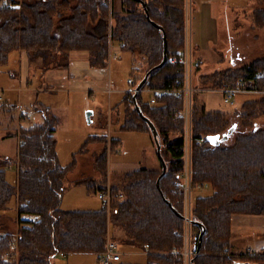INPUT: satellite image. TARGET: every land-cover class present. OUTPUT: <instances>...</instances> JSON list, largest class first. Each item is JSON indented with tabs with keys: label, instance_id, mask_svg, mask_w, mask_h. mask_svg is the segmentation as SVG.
<instances>
[{
	"label": "trees",
	"instance_id": "obj_1",
	"mask_svg": "<svg viewBox=\"0 0 264 264\" xmlns=\"http://www.w3.org/2000/svg\"><path fill=\"white\" fill-rule=\"evenodd\" d=\"M6 2H0V65L6 64L8 54L16 49L25 50L32 61L41 60L46 69L66 66L71 50H85L90 65L105 67L109 64L110 42H118L122 50L133 55L135 68L145 66L144 73L152 68L142 87L185 84V0H113L111 12L102 0ZM252 16L255 27L264 25L263 9L255 10ZM162 29L167 37V60L155 67L163 58ZM142 77L131 74L135 85ZM200 79L217 87L227 84L264 93V56L209 75L201 74ZM129 93L131 101L128 102L129 94L123 101L124 127L140 128L139 121L144 125L142 129L150 130L134 106L135 95L143 114L158 129L167 170L162 174L160 164V169L139 167L127 171L126 183L120 188L113 186L123 196L111 203L110 223L123 228L136 245L148 243L153 250L181 248L182 217L177 212H182L179 173L184 155V93L163 95L154 103L144 99L142 90ZM34 110L42 113L43 121L20 129L16 185L6 179L5 166L11 160L0 157V209L16 195L18 220L16 238L10 231L0 234V264H54L55 255L74 252H92L100 258L109 232L106 208L61 207L63 180L72 164L63 166L58 160L56 117L49 106H35ZM227 114L224 110H208L194 100L191 105L192 183L209 184L211 189L209 194L196 198L192 212L195 237L201 231L198 223L205 227L200 254L194 257L193 264H230L233 256L224 252L231 249L232 214H264V124L260 123L264 121L259 120L264 117V94L246 100L242 110L236 112L241 120L234 133L217 145L211 144L209 135H222L234 124H230ZM232 134L236 135L229 143ZM172 135L174 138H170ZM90 139L106 140L99 135ZM119 141L113 139L114 148ZM97 163L102 171L106 170V147ZM102 187L92 184L95 192ZM14 239L17 249L8 254ZM259 254L246 259L263 261ZM166 257L156 258L178 259Z\"/></svg>",
	"mask_w": 264,
	"mask_h": 264
},
{
	"label": "rangeland",
	"instance_id": "obj_2",
	"mask_svg": "<svg viewBox=\"0 0 264 264\" xmlns=\"http://www.w3.org/2000/svg\"><path fill=\"white\" fill-rule=\"evenodd\" d=\"M6 1L8 0H0L3 3ZM257 9L264 10V0H185L184 83L187 70L185 53L190 41L191 27L196 26L197 18L200 19L201 26L200 43L197 44L194 31L191 43L192 95L188 98V109L191 113V105L194 100L208 110H224L229 114L230 124H236L233 131L237 129V124L240 125L241 119L236 115V112L242 110L243 103L246 100L260 98L264 93L246 91L241 87H232L227 84L213 86L211 81L200 79V75H209L215 70L230 66H240L264 56V25L255 27L252 19V15ZM252 34L257 35L251 37ZM234 50H241L243 55L240 58H235L236 62L232 63L230 58L235 55L232 54ZM110 52L116 56L110 57ZM80 54L85 53L80 52ZM74 56L81 57L82 55L74 53ZM136 59L141 61L139 56ZM199 61L201 62L198 63ZM81 65H85L82 60L75 61L71 68L63 71L64 74H69V78H63V73H58L59 79H53L51 71L46 69L40 60H30L29 54L23 49L11 51L8 54L7 63L0 65V157L11 160V163L5 166L6 179L12 185L17 183L18 165L15 160L18 147L22 142L20 129L43 121L42 113L35 111V106H49L50 113L56 117L54 135L58 160L63 166L72 164L63 180L61 207L65 210H96L101 206L106 208L109 231L107 236L113 237L123 251L121 261L115 262V264H150L156 259L165 260L156 257L165 256L167 258L166 256L169 255L166 252L171 249L153 250L148 243L143 246L136 245L130 242L123 228L110 223L111 203L115 198L123 196V193L115 191L113 186L120 188L126 183L125 173L139 167L160 169L161 161L156 152L151 130L142 129L144 125L139 121L137 123L140 128L138 126L133 129L124 127L126 119L124 97L129 94L128 102L132 99L128 90L127 78L133 72L138 77L144 76L146 74L144 73L145 66H140L139 69L135 68L133 55L131 52L122 50L118 42L109 44V64L105 66L107 70L100 82H91L90 79L96 78L92 71L88 72L89 79L79 78L78 70ZM58 69H53L52 72L57 73ZM225 87L234 90L232 104L225 100L223 92ZM152 88L156 87L139 88L143 91L144 99L148 100L150 96V92L145 89ZM87 100L88 104H86ZM87 110H92L91 121H88L86 117ZM259 120L264 121V117ZM93 135L105 136L106 140L90 141V137ZM235 135L232 134L227 142L232 143ZM170 138H174V135ZM113 139L120 140L115 148L112 145ZM183 142L182 171L185 169V146L189 144L192 147L191 116L188 121L184 118ZM105 147L107 166L106 170L102 171L98 166L97 157L105 150ZM190 155L192 182L191 150ZM181 172L179 173V182L182 186V226L180 229L182 232L179 233L183 236V230L186 227L184 214L191 213L192 215L196 198L209 194L211 189L210 186L200 189L193 188L192 203H187L181 182ZM94 182L97 186L111 187L116 197H113L108 203L100 197L98 198L97 192L102 189L95 192L92 188ZM192 185L197 184L192 183ZM238 214L240 213H234L231 216V249L224 254L233 256L235 261H242L255 250H260L261 243L264 246V214ZM193 225L192 218V222L187 226L191 231L190 237L195 249L199 235L195 237ZM203 227L202 224L200 228ZM0 230L1 234L5 230L12 232L15 238L17 236L16 195L11 197L5 208L0 209ZM177 249L181 250L182 247ZM195 251L196 254L192 256L191 264H193L192 259L200 254V251L196 249ZM256 251L251 255L260 253L259 256L264 258V248L261 250L262 252ZM262 260L247 259L250 262L264 264V259ZM53 262L54 264H101L97 255L92 252H74L65 255L59 253L53 257Z\"/></svg>",
	"mask_w": 264,
	"mask_h": 264
},
{
	"label": "built area",
	"instance_id": "obj_3",
	"mask_svg": "<svg viewBox=\"0 0 264 264\" xmlns=\"http://www.w3.org/2000/svg\"><path fill=\"white\" fill-rule=\"evenodd\" d=\"M103 3L105 5H107L111 11L112 8V0H102ZM116 54L112 55V52H110V57H115ZM185 63L187 65V70H186V75H185V84L183 87L178 86V85H174V86H168V87H156V88H152V89H145L148 90L150 92V102L154 103L156 102V100L165 95V94H172V93H176V94H181L182 92L184 93V98H185V108L183 110V115L186 121H188V119L190 118V111L188 109V98L192 95V86H191V64H192V60H191V52H190V48H189V43H188V49H186V53H185ZM187 76V79H186ZM189 78V80H188ZM128 82H130L131 84V88L129 89L130 92H137L140 91V89L137 88V86L135 84H133V80L131 77L128 78ZM190 85V86H189ZM223 92H224V97L225 100L229 103H233V95H234V90L229 88V87H225L223 88ZM201 141L204 140L203 137L200 138ZM186 148V156H185V169L181 172L182 176H181V182L183 185V191H184V196H185V200L187 203H192V189L196 188V189H200V188H204V186L209 187L208 184L205 185H192L191 182V155H190V150H191V145L186 144L185 146ZM102 190H99L97 192V196L98 198L100 197L104 202H110V200L113 197H116V194H114L113 190L111 187L109 186H105L103 188H101ZM184 221L186 223V227L183 230V246L182 249L179 250L176 247L172 248L169 252H166L167 255H173V256H177L178 259H174L173 261H167V260H154L151 261L150 264H191V258L194 254H196L195 249L193 248V242L191 240L190 234L191 231L188 229V224H190L192 222V215L191 213H186L184 214ZM182 232V230L180 231ZM1 234V233H0ZM109 234V233H108ZM106 243H105V249L103 251V253L100 255L99 261L101 264H115V262L121 261L122 259V255H123V251L120 248V244L111 236H107L106 238ZM15 240V239H14ZM148 245V244H147ZM17 249V243L16 240L12 242V247H11V251L8 252V254H12L13 251H15ZM250 250V248H249ZM164 254V252H162ZM251 254H254V252H252ZM250 254V255H251ZM256 264L255 262H250L247 261V259L242 260V261H233L232 264Z\"/></svg>",
	"mask_w": 264,
	"mask_h": 264
},
{
	"label": "crops",
	"instance_id": "obj_4",
	"mask_svg": "<svg viewBox=\"0 0 264 264\" xmlns=\"http://www.w3.org/2000/svg\"><path fill=\"white\" fill-rule=\"evenodd\" d=\"M185 18H186V16H185ZM200 28H201V26H200V19L199 18H197V21H196V26H192L191 27V32H190V41H189V48H190V52H191V43H192V41H193V31H194V38H195V40L197 41V44H199L200 43V41H201V39H200V36H199V32H200ZM257 34H252L251 35V37H255ZM250 36V35H249ZM80 52H83V53H85V54H80ZM74 53L76 54V55H82L81 57H79V56H74ZM232 54H235V55H233V56H231V58H230V62H236L235 60V58H240V56H242L243 55V52L241 51V50H234L233 51V53ZM78 60H82L84 63H85V65H81L80 66V68H79V70H78V77L79 78H81V79H89V74H88V72L89 71H92L94 74H95V76H96V78H93V79H90L91 80V82L93 83L94 81H96V82H100L102 79H103V75H104V73H105V71L107 70V68L106 67H95V66H92V65H90V63H89V54H88V52L87 51H85V50H71L70 52H69V54L67 55V65L66 66H62V67H53V66H50L49 68H47V69H49L50 71H51V75H52V78L53 79H59V77H60V75L58 74V73H63L62 74V77L63 78H69V74H64L65 72H63L64 70L66 71L67 69H69V68H71V66H73V64H75V61H78ZM238 60H240V59H238ZM41 61V60H40ZM201 61H199L198 63H200ZM56 68H59L58 69V72L56 73V72H52L53 71V69H56ZM129 77H131V75L129 76ZM128 77V78H129ZM128 78H127V82H128ZM128 85H129V89L131 88V84H130V82H128ZM82 86H84V85H82ZM86 88V87H85ZM128 89V90H129ZM87 91H88V89H86ZM127 90V91H128ZM89 92V91H88ZM86 104H88V100L86 101ZM112 185V184H111ZM238 215H243V214H238ZM244 215H260V214H244ZM240 219V218H239ZM238 219V220H239ZM241 219H244V218H241ZM242 221V220H241ZM254 248V247H253ZM259 248H260V250H258V251H256V252H260L261 250H263V248H264V246L262 245V243H261V245H259ZM255 249V248H254ZM254 251V252H255ZM241 252V251H240ZM262 252V251H261ZM254 264V263H253ZM256 264H262V263H260V262H257Z\"/></svg>",
	"mask_w": 264,
	"mask_h": 264
},
{
	"label": "water",
	"instance_id": "obj_5",
	"mask_svg": "<svg viewBox=\"0 0 264 264\" xmlns=\"http://www.w3.org/2000/svg\"><path fill=\"white\" fill-rule=\"evenodd\" d=\"M143 6H145L144 2H143ZM147 16H149V15L147 14ZM153 23L156 26L162 28L156 22L153 21ZM166 60H167V37H166L165 31L163 30V58L159 62V64H157L155 67H161L166 62ZM151 70H152V68H150L146 72V74L143 76V78L138 82V84H137V88L138 89L141 88L144 85V83L148 79V76H149V73H150ZM134 106L137 109V111L139 112V114L142 116V118L147 122V124H148V126H149V128H150V130L152 132V135H153V138H154V142H155V145H156V152H157V155H158V157H159V159L161 161V164H162V174H164L166 172V170H167V164H166V162H165V160L163 158V155L161 153V142H160V138H159L158 129L155 126V124L153 123V121L150 118H148L146 115L143 114L142 110L140 109L139 105L137 104V102L135 100V97H134ZM91 113H92V110H87V112H86V117H87L88 121H91V119H90V114ZM235 125L236 124L234 123L232 126H230L228 128V130L226 132H224L222 135H219V134L209 135L208 136V140L211 142V144H214V145L219 144L220 141L225 140L229 136V134H231V132L235 128ZM157 186L158 187L160 186V177L157 178ZM167 202L171 206V203L169 201H167ZM173 210L175 212H177L174 208H173ZM177 213H178L179 216L182 217L181 213H179V212H177ZM198 225L202 226L201 223H198ZM203 234H204V227L201 229V231L199 233V236H198V241L195 244V249L197 251L200 250V245H201V240H202Z\"/></svg>",
	"mask_w": 264,
	"mask_h": 264
}]
</instances>
